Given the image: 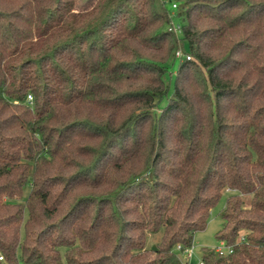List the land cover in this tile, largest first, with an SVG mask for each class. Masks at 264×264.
Instances as JSON below:
<instances>
[{
	"label": "trees",
	"instance_id": "obj_1",
	"mask_svg": "<svg viewBox=\"0 0 264 264\" xmlns=\"http://www.w3.org/2000/svg\"><path fill=\"white\" fill-rule=\"evenodd\" d=\"M225 192L264 264V0H0V264H188Z\"/></svg>",
	"mask_w": 264,
	"mask_h": 264
},
{
	"label": "rangeland",
	"instance_id": "obj_2",
	"mask_svg": "<svg viewBox=\"0 0 264 264\" xmlns=\"http://www.w3.org/2000/svg\"><path fill=\"white\" fill-rule=\"evenodd\" d=\"M180 12V7L177 4H172L170 7V12H169V18H170V23L169 26H167V31L174 33L178 37L181 36L182 33V21L176 16V14ZM181 47V43H180ZM180 54V55H179ZM189 56H186L183 49H179L175 53V58L177 60H181L183 58H187ZM187 60H190L187 58ZM176 64L173 67V71L176 70L177 68ZM172 91V90H171ZM230 195L229 192H225L217 205L213 208L207 228L203 232H199L195 235L194 241H193V249H194V254L191 259L192 264H199L202 259H201V254L204 249H215L216 247H219L221 245V242L217 240L216 235L217 232H219L222 227H223V219H222V213L225 209L226 206V200L228 196ZM162 232L159 234H149L147 238V248L151 249L155 244H157L161 240ZM178 255L180 257V260L183 262H186L185 255L179 251Z\"/></svg>",
	"mask_w": 264,
	"mask_h": 264
},
{
	"label": "built area",
	"instance_id": "obj_3",
	"mask_svg": "<svg viewBox=\"0 0 264 264\" xmlns=\"http://www.w3.org/2000/svg\"><path fill=\"white\" fill-rule=\"evenodd\" d=\"M187 58L190 59V57H187ZM28 99H29V101H31L32 97L29 96ZM177 251H179L185 255L186 263L191 264V259H192L193 254H194L193 247L187 248V249H182L181 246H178ZM215 251L220 256H226V255L231 254L233 252V247L227 246L226 244L221 243V245L219 247L215 248ZM0 261L4 262V258L2 256H0ZM199 264H203L202 261Z\"/></svg>",
	"mask_w": 264,
	"mask_h": 264
}]
</instances>
